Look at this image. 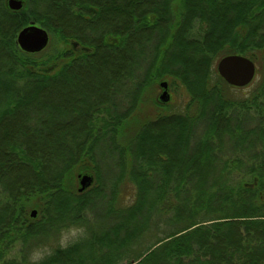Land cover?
<instances>
[{"label": "trees", "instance_id": "16d2710c", "mask_svg": "<svg viewBox=\"0 0 264 264\" xmlns=\"http://www.w3.org/2000/svg\"><path fill=\"white\" fill-rule=\"evenodd\" d=\"M31 22L82 51H21ZM228 55L255 63L248 86L215 72ZM161 79L185 105L124 133ZM69 223L86 236L44 264H264V0H0V264Z\"/></svg>", "mask_w": 264, "mask_h": 264}, {"label": "rangeland", "instance_id": "374dc122", "mask_svg": "<svg viewBox=\"0 0 264 264\" xmlns=\"http://www.w3.org/2000/svg\"><path fill=\"white\" fill-rule=\"evenodd\" d=\"M48 33V32H47ZM49 36V34H48ZM50 43L47 45V47L40 53H38L37 56L42 55H48L50 53H53L56 48H63L66 51H69L70 48L73 46L70 44L65 46L62 43H58L56 38L49 36ZM72 43V42H71ZM77 50H80L78 46H75ZM62 49V50H63ZM216 64L214 65V69L216 72ZM217 73V72H216ZM161 82L167 83V92L169 94V100L165 103L160 102L159 97L163 93V89L159 87V84ZM127 90L123 89L120 92H125ZM128 92V91H127ZM188 95L185 91V89L179 85L178 83H173L171 79H161L159 82L154 84L150 89H148L141 100V103L138 105L136 119H131L127 121L124 129V133L131 134L136 128V126H139L140 123H143L144 121H149L154 119L159 114H166L170 113V111L178 112L180 111V108L185 105L184 102L187 101ZM124 101V100H123ZM123 104H128L127 101H124ZM122 109V108H120ZM139 124V125H138ZM95 156H96V164L100 171V176L102 178V181L106 182V184H110L115 177H118L120 173V168L118 162L114 158V154L112 153V150L110 149V146H108L107 141H102L99 144H97L95 149ZM87 164V162H86ZM88 175V174H80ZM77 186L79 189V179H77ZM104 225L103 228L109 229L112 225L110 221L103 220Z\"/></svg>", "mask_w": 264, "mask_h": 264}, {"label": "water", "instance_id": "95a60500", "mask_svg": "<svg viewBox=\"0 0 264 264\" xmlns=\"http://www.w3.org/2000/svg\"><path fill=\"white\" fill-rule=\"evenodd\" d=\"M7 8L11 11L17 12L22 9V2L20 0H9ZM48 42L49 36L47 31L34 23H30L28 26L21 29L16 36V43L18 47L21 51L28 54L42 52L47 47ZM216 72L228 86L234 88H244L255 78L256 65L247 57L241 55H228L217 61ZM159 87L163 89V93L160 95L159 100L160 102L165 103L169 100L167 83L161 82ZM78 179L79 193L90 187L93 182L92 177L89 175H79ZM36 215V210H32L30 217L35 218Z\"/></svg>", "mask_w": 264, "mask_h": 264}, {"label": "clouds", "instance_id": "9594fccd", "mask_svg": "<svg viewBox=\"0 0 264 264\" xmlns=\"http://www.w3.org/2000/svg\"><path fill=\"white\" fill-rule=\"evenodd\" d=\"M86 227L80 224L69 223L59 229L57 238L51 244H37L27 255V264H44L47 257L54 254L56 247L67 248L77 240L86 236ZM17 242L6 254L5 259L16 258L20 251Z\"/></svg>", "mask_w": 264, "mask_h": 264}, {"label": "flooded vegetation", "instance_id": "af4514ba", "mask_svg": "<svg viewBox=\"0 0 264 264\" xmlns=\"http://www.w3.org/2000/svg\"><path fill=\"white\" fill-rule=\"evenodd\" d=\"M8 1L9 0H5V4H6V6H7V3H8ZM21 2H22V8H23V6H24V4H25V0H20ZM32 23V22H31ZM17 44V43H16ZM71 45L73 46V50H74V52H79L81 49H80V47L78 46V45H76L75 43H71ZM18 46V45H17ZM75 46H78L79 47V49L80 50H77L76 48H75ZM20 49V48H19ZM82 51V50H81ZM36 54H38V53H36Z\"/></svg>", "mask_w": 264, "mask_h": 264}]
</instances>
